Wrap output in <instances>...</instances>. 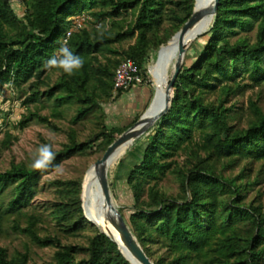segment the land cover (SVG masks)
<instances>
[{
  "label": "trees",
  "instance_id": "obj_1",
  "mask_svg": "<svg viewBox=\"0 0 264 264\" xmlns=\"http://www.w3.org/2000/svg\"><path fill=\"white\" fill-rule=\"evenodd\" d=\"M11 1L0 0V93L8 87H26L27 113L16 128L23 130L36 120L59 132L51 118H62L61 107H75L76 115L70 130H65L68 144L54 151L47 169L12 163L0 171V196L13 186L8 209L0 203V227L8 213H15L13 232L40 248L56 249L50 264H131L118 245L86 219L83 176L56 181V202L49 209L65 234L92 227L95 233L86 244L66 245L58 233L41 235V216L25 209L43 175L92 150L97 142L101 159L141 118L142 114L122 128L99 123L98 134L85 142L72 128L114 98V76L123 60H134L143 84L151 87L148 63L191 18L195 0H31L22 17ZM86 13L95 23L109 20L111 25L85 27L70 36L68 47L83 59V67L72 76L46 69V61L58 57L71 19ZM254 26L252 40L247 31ZM199 37L208 39L196 60L188 67L184 63L169 112L133 144H143L144 149L126 179L133 212L125 220L155 264H262L264 204L248 203L246 196L259 183V175L251 178L255 164L263 162L264 167V111L249 98L242 127L245 111L232 102L264 85V0H220L213 23ZM124 42L126 48L117 47ZM150 90L152 100L155 90ZM44 98L54 104L50 116L37 108ZM10 138L6 135L5 148L10 147ZM181 156L183 162L178 160ZM167 175L176 178V193L161 186ZM109 185L112 192L110 178ZM30 260L28 249L11 255L0 246V264H31Z\"/></svg>",
  "mask_w": 264,
  "mask_h": 264
},
{
  "label": "rangeland",
  "instance_id": "obj_2",
  "mask_svg": "<svg viewBox=\"0 0 264 264\" xmlns=\"http://www.w3.org/2000/svg\"><path fill=\"white\" fill-rule=\"evenodd\" d=\"M31 0H12L11 4L16 13L22 17L28 8ZM87 14V13H86ZM89 15V14H87ZM109 25H111L109 23ZM91 27V26H88ZM246 32H241V35ZM247 34L253 40L256 34V26L247 31ZM236 37H232L234 40ZM208 37H196L192 42L187 45V53L185 56V65L190 66L198 57L206 44ZM173 40V39H172ZM171 40V41H172ZM128 43H121L117 47L126 48ZM164 47V46H163ZM162 47V48H163ZM158 53H155L150 62L148 63V70L150 69V84L143 85L137 89L133 87V92L130 94H123L121 97L114 96V98L108 102L102 103L101 109L97 110L95 114H90L86 119L77 125L72 126L76 131L78 140L85 142L93 139L98 134L102 125L111 129L113 127H126L130 125L134 120V114L131 110L140 112L144 111V105L139 101L140 97L135 93L138 89L143 88L145 91L153 88L157 89V84L153 76V67L157 60ZM174 70V69H172ZM170 72L169 80L171 78L172 71ZM53 81L56 80L57 74L53 75ZM22 89L8 87L0 93V171L5 172L10 169L12 163H23L28 167H31L32 162L37 158L39 149L44 144L52 146L53 151H59L68 144V136L65 130H70V120L76 115L75 107L63 106L61 111L63 112L62 118H51L52 122L57 124L61 131L55 132L49 126L39 123L38 121H32L28 127L23 130L16 128L17 121L21 115L27 113L26 107L23 102L26 99L25 91ZM115 95V94H114ZM249 98H253L259 102V105L264 111V85L261 87H255L246 91L243 97L235 99L232 104H238L240 108L245 111V118L241 123L242 127H246V117L248 116L247 106ZM125 106V111L119 113L116 111L118 107ZM53 102L47 101L45 98L38 104L39 112L41 115L50 116L53 109ZM31 110H36L35 106H29ZM239 108V109H240ZM148 109V108H147ZM99 123H102L100 125ZM238 123V122H237ZM64 130V131H63ZM6 135L11 138V144L9 148L3 146V141ZM99 142L95 143L92 150L84 154H77L59 164L56 170L43 175L37 186V193L30 206L25 210L37 213L41 216V223L39 224V231L41 235L57 234L60 236L62 242L66 245L71 244H86L88 238L94 235L95 231L92 227H87L85 230L76 235L65 234L61 226L50 216L49 205L56 202V186L55 182L58 180L70 181L79 177H84L83 180V204H84V185L86 177L93 165L100 160L99 152L96 150V146ZM144 145L140 144L136 147L131 145L124 156L109 168V178L113 185L112 195L115 204L122 211L123 216L129 221L130 215L133 212V198L126 179L131 168L140 161ZM185 156L178 158L180 162H183ZM263 162L257 163L254 166L251 178L254 179L259 175V183H257L252 190L246 196V202L251 203L253 201L264 204V167ZM263 167V169H262ZM239 168L235 169L234 175L238 174ZM229 174V173H227ZM164 190L173 194L178 191V183L174 176L167 175L161 182ZM13 186L6 189L0 196V203L4 210L8 209V204L12 198ZM15 213H8L4 223L0 227V246L5 247L11 255L19 252H25L26 249L30 253L31 264H50L54 258L55 248L47 247L40 248L34 245L30 239L20 233L13 232L11 227L13 221L16 218ZM85 217L88 220L86 211ZM91 223V220H89ZM95 225V224H94ZM96 226V225H95ZM100 227V226H99ZM101 228V227H100ZM264 264V260L263 263Z\"/></svg>",
  "mask_w": 264,
  "mask_h": 264
},
{
  "label": "water",
  "instance_id": "obj_3",
  "mask_svg": "<svg viewBox=\"0 0 264 264\" xmlns=\"http://www.w3.org/2000/svg\"><path fill=\"white\" fill-rule=\"evenodd\" d=\"M219 3L220 0H213L211 5L198 6V0H195V8L191 18L187 21V23L183 26V28L172 38V39L176 38L178 41L179 53L174 70L171 74L170 81L163 94L162 105L157 111L155 112L151 111L158 99V91L157 89H155L154 97L152 99V102L148 110L141 116V118L133 126H131L129 129L123 132L114 141V143L107 149L103 157L93 165L96 172V176L98 178L100 192L104 200L103 210L107 213V219L105 218L106 219L105 223H107L106 225L108 229H114L116 231L117 238L115 239V237L109 235L107 231H103L97 224L95 223L93 224H95L98 228H100V230L107 237H109L111 241H113L115 244L118 245L119 250L122 252L125 258L131 264L133 263L123 253L122 246L129 252L131 257L134 258L136 262L139 264H155V262L148 257L143 247L139 243L138 239L133 234L129 224L125 220V217L119 210V207L115 204L113 200V195L109 185V165L111 158L117 152V150L120 149L122 146L129 144L133 145L137 139H139L143 135L148 134L149 130L164 115H166L169 112L173 100L174 85L184 66L185 56L188 48L187 41L189 39L188 38L189 33L196 27L198 23H200L206 17L214 18V16L217 13ZM163 46L164 45L161 46L160 50L158 51V54L162 50ZM149 74H150V69H149ZM82 206L84 210V205Z\"/></svg>",
  "mask_w": 264,
  "mask_h": 264
},
{
  "label": "bare ground",
  "instance_id": "obj_4",
  "mask_svg": "<svg viewBox=\"0 0 264 264\" xmlns=\"http://www.w3.org/2000/svg\"><path fill=\"white\" fill-rule=\"evenodd\" d=\"M213 0H198V6L211 5ZM213 23V18L206 17L196 27L189 33L187 45L192 42L196 37L201 36L211 26ZM178 41L173 39L167 45H165L157 56V60L153 67V76L157 84L158 99L152 112L157 111L162 105V98L165 89L169 83V76L172 69H174L176 61L178 59ZM173 71V70H172ZM131 145H124L113 155L110 161L109 168L112 167L116 162H118L124 154L127 152ZM104 200L100 192L98 178L94 167L90 170L86 177L84 185V210L86 211L89 220L101 227L103 231H107L109 235L117 238L116 231L114 229H108L107 223V213L103 210ZM106 218V219H105ZM123 253L129 258L133 264H139L134 258L131 257L129 252L122 246Z\"/></svg>",
  "mask_w": 264,
  "mask_h": 264
},
{
  "label": "built area",
  "instance_id": "obj_5",
  "mask_svg": "<svg viewBox=\"0 0 264 264\" xmlns=\"http://www.w3.org/2000/svg\"><path fill=\"white\" fill-rule=\"evenodd\" d=\"M72 26L67 32L63 42L69 40L70 36L85 27L95 26L96 28H101L103 25L106 26V29L110 28V21L105 20V22L100 21L95 23L94 19L87 14H83L71 19ZM59 56V53H58ZM144 83L143 77L139 74V69L132 59H125L121 62L115 72L114 76V93L119 91H126L132 86L141 85Z\"/></svg>",
  "mask_w": 264,
  "mask_h": 264
},
{
  "label": "clouds",
  "instance_id": "obj_6",
  "mask_svg": "<svg viewBox=\"0 0 264 264\" xmlns=\"http://www.w3.org/2000/svg\"><path fill=\"white\" fill-rule=\"evenodd\" d=\"M59 56L53 55L45 63V68L48 70L61 69L68 76H72L75 71L83 67L84 61L80 56L74 55L68 47V42L65 40L58 49ZM55 159V153L52 146L44 144L40 147L37 158L32 162L31 168L34 170L47 169ZM59 167V166H57Z\"/></svg>",
  "mask_w": 264,
  "mask_h": 264
},
{
  "label": "crops",
  "instance_id": "obj_7",
  "mask_svg": "<svg viewBox=\"0 0 264 264\" xmlns=\"http://www.w3.org/2000/svg\"><path fill=\"white\" fill-rule=\"evenodd\" d=\"M143 85H146V84H141V85H135L136 87H134V86H132L131 88H129L128 90H126V91H123L122 93H120V94H118V93H114L115 95L114 96H119V97H121L123 94H130V93H132L133 91V87L134 88H138V87H140V86H143ZM148 85V84H147ZM149 87V86H148ZM135 93H137V96H139L140 97V102L142 103V105H144V111H142V112H140L139 113V111H137V109L135 110H131V112H133V113H135L134 114V116L135 117H137L138 115H143L148 109L147 108H149L150 107V104H151V102H152V100H151V90H147V91H145L143 88H141V89H138ZM125 106H123L122 105V108L121 107H118L117 108V112L119 113V111L120 112H123V111H125ZM134 117V118H135Z\"/></svg>",
  "mask_w": 264,
  "mask_h": 264
}]
</instances>
